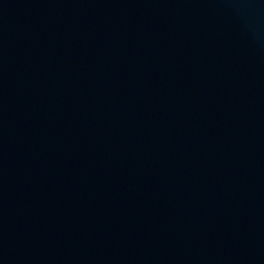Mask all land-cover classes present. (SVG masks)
<instances>
[{
    "label": "water",
    "instance_id": "95a60500",
    "mask_svg": "<svg viewBox=\"0 0 264 264\" xmlns=\"http://www.w3.org/2000/svg\"><path fill=\"white\" fill-rule=\"evenodd\" d=\"M0 264H264V0H0Z\"/></svg>",
    "mask_w": 264,
    "mask_h": 264
}]
</instances>
